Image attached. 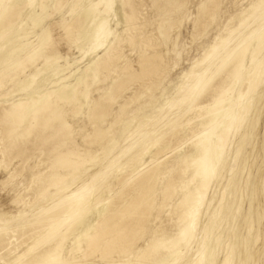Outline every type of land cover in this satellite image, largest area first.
Returning a JSON list of instances; mask_svg holds the SVG:
<instances>
[{"label": "bare ground", "instance_id": "obj_1", "mask_svg": "<svg viewBox=\"0 0 264 264\" xmlns=\"http://www.w3.org/2000/svg\"><path fill=\"white\" fill-rule=\"evenodd\" d=\"M211 1L200 10H213ZM11 2L0 0V49L15 42ZM37 2L24 0L28 16ZM40 2H52L50 15L68 6L51 22L80 55L56 64L63 56L50 26L12 45L0 68V183L12 186L17 206L0 212V264H215L209 231L223 197L212 209L211 191L264 74V0L234 14L227 34L214 37L162 102L137 114L136 103L162 82L152 76L168 51L152 49L184 15L160 22L154 37L142 31L132 0ZM184 4L155 0L166 12ZM122 21L136 58L123 52L114 27ZM235 262L232 250L221 264Z\"/></svg>", "mask_w": 264, "mask_h": 264}, {"label": "rangeland", "instance_id": "obj_2", "mask_svg": "<svg viewBox=\"0 0 264 264\" xmlns=\"http://www.w3.org/2000/svg\"><path fill=\"white\" fill-rule=\"evenodd\" d=\"M11 1L10 14H13L15 9H18L19 12L18 18L14 23V31L10 35L12 41L15 42L5 44L3 49H0V68L6 66L3 61H5L7 57L6 53L10 51L12 45L16 46L17 43H22L26 40L25 37L33 39L36 34H39L45 28L49 29L50 26L52 35L58 42V50L63 56L56 64L63 66L66 63V57L74 61L75 57L80 55L76 45L70 51L68 50L67 39L62 38L61 34H63V31L59 28V24L51 22L61 19L62 12L66 11L68 6H65L61 12L50 15L52 12V2L45 3L44 7H41L40 0H36V2L38 1L37 9L32 15L28 16L29 10L23 6L24 0ZM184 1L185 4L182 9H171L175 7L174 5H170V10L166 12L156 8L155 0H132L137 14H140V18H142L139 19V22H144L143 27H145L142 31L147 34L151 33L154 37H158L159 35L160 22L172 17H174L172 19L174 20L184 15L182 23H176L172 26L169 29L167 37L156 39L157 42L161 41L162 43H158L156 49H152V51H168L167 54H164V61H162L163 69L160 71L161 75L154 74L152 76L155 82H161V80L162 82L158 87L153 89L152 96L136 103L132 109L133 114H137L141 108L145 110L148 107H155L162 102L164 91L172 89L174 85L182 80L181 77L184 73L192 69V62L203 55L204 50L214 40L215 36L219 35V33L227 34L224 27L227 26L232 16L238 13L251 0H214L209 2L214 5V9L209 12L200 10V4L206 0ZM138 7L140 9L142 7V10H139ZM153 10L156 11L154 12ZM80 11V8H78L77 12ZM143 12L144 15H142ZM159 12L160 14L157 15ZM159 17L161 18L159 19ZM67 18L70 20L69 16ZM155 18L158 20H154ZM33 19H36L38 24L34 28H31ZM123 22L118 26L117 22L114 24L120 37L125 38L122 46L123 52L128 58H136L138 56V49L136 45H132V43L126 40L127 33L124 29L127 26ZM233 22H231V26L238 24L237 19H234ZM21 23L22 26H20ZM246 31L247 29L244 30V32ZM238 41L239 36L235 37L230 44ZM118 45L117 43L116 46ZM261 55L262 57L264 56V47ZM85 62L83 61L81 66ZM201 67L202 65L197 67V69ZM64 72L68 71L64 70ZM128 79L131 78L128 77ZM130 81L136 82L133 79ZM136 85H138V82L135 85L133 84L132 87H136ZM247 85L244 86L245 89ZM101 87H104V85ZM250 105L251 111L248 114L249 116L242 124L243 126L238 128L236 137L232 145H230L231 155L225 163L224 177L218 186L211 191V195H215V200L211 205L212 209L215 205L219 204V198L223 197L218 225L211 227L209 231V247L207 250L210 253H215V264H221L224 257L232 250L236 256L235 264H264V74L261 82H259V86L252 95ZM81 115L82 113L77 117L79 118ZM119 134V131L116 132V136H119ZM233 164L234 169L230 172L229 169ZM228 173H231V175ZM5 176V171L1 169L0 180L4 179ZM21 181H26V178ZM11 189L12 186L0 183V212L17 209L16 203L12 202L13 196L8 193Z\"/></svg>", "mask_w": 264, "mask_h": 264}]
</instances>
